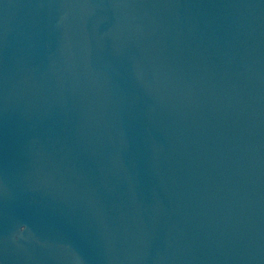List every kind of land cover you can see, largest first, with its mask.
I'll return each instance as SVG.
<instances>
[{"label": "water", "instance_id": "1", "mask_svg": "<svg viewBox=\"0 0 264 264\" xmlns=\"http://www.w3.org/2000/svg\"><path fill=\"white\" fill-rule=\"evenodd\" d=\"M0 264H264V0H0Z\"/></svg>", "mask_w": 264, "mask_h": 264}, {"label": "clouds", "instance_id": "2", "mask_svg": "<svg viewBox=\"0 0 264 264\" xmlns=\"http://www.w3.org/2000/svg\"><path fill=\"white\" fill-rule=\"evenodd\" d=\"M20 231L23 232L24 230H21V229H20Z\"/></svg>", "mask_w": 264, "mask_h": 264}]
</instances>
